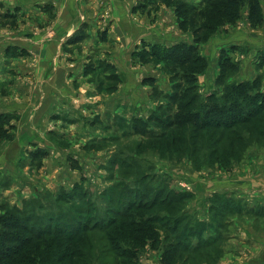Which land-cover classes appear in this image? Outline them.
Listing matches in <instances>:
<instances>
[{"label":"rangeland","instance_id":"374dc122","mask_svg":"<svg viewBox=\"0 0 264 264\" xmlns=\"http://www.w3.org/2000/svg\"><path fill=\"white\" fill-rule=\"evenodd\" d=\"M186 1L196 6L200 3V0ZM221 1L212 0V3L215 5ZM171 2L172 0H164V3L156 2L154 5L143 6L142 0H135L130 16L135 22L143 23L138 17L146 15L153 19L161 9L167 15V20L161 18V25L164 24L162 28L185 39H191L192 42L188 45L195 46L194 42L199 41L196 44L198 54L204 56L207 62L202 73L197 72L196 76V92L201 101L206 100L212 93L221 91V86L217 85L220 59L221 63H226L224 73L230 75L229 82H251L259 77L262 79L260 83L263 91L264 64H257L256 58L259 52L264 51V46H258L248 40L241 41L238 34L242 31L251 39L264 40V22L260 26L252 27L244 9L240 17L227 21L226 25L214 33L201 30L195 33L196 29L188 25L181 27L180 23L184 17L182 19L179 16ZM215 8L213 14L217 16L220 7ZM185 13V19L188 21L194 16V13ZM96 14L97 19L94 16L91 21L85 19L86 24H82L73 33L84 25L87 28L85 40L66 46L72 34L61 46L67 67L82 72L83 83L79 84V79H74L71 87L77 92L79 87L85 85L89 93L81 99H71L74 101L72 104L78 107L76 111L70 109L69 112L59 114L47 112L46 117L52 120L48 121L45 128L40 126L43 143L40 146L29 145L32 150L27 149L25 155L17 156L14 166L10 163L6 167L7 172H0V215L12 212V209L22 210L26 201L33 200L35 202L28 203L27 211L23 214L26 215L31 210L32 215L38 218L32 226L46 228L51 222L55 224V217L58 215L66 218L69 214L76 213L64 199L72 194L78 198L79 194L84 195L85 199L95 203L102 210L111 206L114 201V209H117L121 196L131 192L137 193L138 196L144 195L146 201H151L155 195L158 197L155 207L148 214H159V221L150 229L154 234L146 240L141 239L144 248L137 253L136 264H163L162 249L171 243L164 239L169 230L167 225L161 222L162 218L167 220V215L172 217V223H175L177 215L183 216V220L179 222L181 227L195 226L197 223L205 225L210 221L216 226L219 223L223 225L224 231L221 230V234L225 237L212 248L214 254L208 251V260L205 261L198 257L204 256L206 251L199 252L194 259L193 255H183L182 259L187 257L194 261L189 264H249L250 259L255 261L254 264H264V112L250 124L239 125L229 131L221 130V127L195 131L191 125L176 128L173 125L175 115L186 114L187 111L193 110V107L186 109L185 106L181 110L179 106L169 105L172 102L167 97L171 95L172 90L180 94L187 92L188 96L179 103L186 105L190 102L193 92L188 91V88L191 86L182 80L183 73L188 70L173 63L166 66L152 56L142 57L141 54L152 52L151 48L155 45L168 48L178 43L187 44L186 41H178L169 46L136 45L130 53L129 62L132 67L125 63L118 67L111 59L109 61L98 46L107 41L109 32L116 34L117 31L114 44L118 48H126V39L121 33L129 32L122 29L121 24L123 23L127 30L128 25L122 19L116 24L115 30H110L111 8L103 2H99ZM12 20L0 18V28L13 30L17 20ZM218 21L213 19L212 22L214 25L221 24ZM44 33L47 38L53 36L51 29H45ZM233 33L235 39L231 41ZM206 36L209 38L202 42ZM223 50L228 51L227 56L222 55ZM17 53V57H25L28 54L24 49H19ZM76 55L83 56L82 63L75 64ZM5 56L9 59L8 63L12 60L10 58H17L10 54ZM101 60L111 66L112 70L107 69L105 72L99 62ZM243 63L247 68H243ZM89 65L93 68L87 69ZM127 68L136 70L133 74L135 81L130 84L133 86L132 92L140 99L135 101L136 103H133L128 93L130 89L127 93L123 90ZM235 68L233 74L231 70ZM109 75H113L114 79H110ZM205 75H208V79ZM120 90L124 93L118 92ZM10 94L8 84L0 86V102L11 98ZM27 97L30 101L26 104L35 107L36 102L32 99L34 93L28 92ZM98 102L102 103V108H99ZM192 102L194 100H191ZM197 104L196 102L195 105ZM160 106L164 107L159 109ZM4 114L12 118L1 124L3 129H0V148L3 143L13 145L16 141L18 127L15 123H19L21 119L16 113H0ZM175 133L182 135L173 139ZM160 135L164 137L147 138ZM30 154L37 155L30 158ZM6 158L13 160L12 153H8ZM116 184L118 187L119 184L122 186L121 190L116 188ZM224 185H229L230 190H222ZM112 188H116L115 195ZM71 190L76 192L71 194ZM167 195L169 201L174 199L171 206L161 205ZM179 196L184 197L177 203ZM110 197L113 202H109ZM226 199L239 201L243 205L240 215L236 213V206H232L230 214H222L224 210H228L224 205ZM212 217L219 218L214 220ZM185 222L186 224H183ZM153 240L158 241L154 243L155 247L152 246ZM218 250L225 252L224 256H219ZM89 254L84 264H114V258L109 253L105 255L103 249L98 246H93ZM100 254L103 256H99ZM127 263L134 264L133 260Z\"/></svg>","mask_w":264,"mask_h":264},{"label":"trees","instance_id":"16d2710c","mask_svg":"<svg viewBox=\"0 0 264 264\" xmlns=\"http://www.w3.org/2000/svg\"><path fill=\"white\" fill-rule=\"evenodd\" d=\"M142 2L144 6L146 4L154 5L156 2L164 3V0H142ZM170 4L179 12L182 19L184 17L180 23L181 27L188 25L192 29H196L195 33L199 30L214 33L218 28L226 25L227 21L240 17V13L244 9L247 11V19L252 27L260 26L264 22V0H222L215 5L212 0H200L197 6L186 0H172ZM215 6L220 7L217 16L213 14L216 11ZM204 8L206 9L203 10ZM185 12L194 13V16L188 21L185 19V15H187ZM0 18L16 21L17 16L6 13ZM213 19L219 20L218 22L222 25H214ZM86 29L83 25L67 41L66 46H72L85 40ZM208 38L209 36H206L202 42H205ZM194 43L198 44L199 41L197 40ZM196 44L194 46L178 43L168 48L155 45L151 48L152 52L141 54L142 57L152 56V58L158 60L157 62H163L166 66L173 63L188 70L183 73L182 80L185 81V84L191 86L188 88V91L193 92L190 102L186 105L179 103L183 102L185 97L188 96L186 91V93L180 94L176 90H172L167 99L172 102L169 105L179 106L181 110L185 106L186 109L193 107V110L187 111L186 114L175 115L173 125L176 128L191 125L195 128V131L215 130L219 127H221V130L229 131V129L232 130L239 125L250 124L251 121L264 112V89L261 91L262 86L260 83L262 79L257 77L255 81L238 84L229 82L230 75L227 76L224 73L226 63H221L220 59L218 62L220 72L217 85L221 86V91L220 93H212L206 100L201 101L196 92V76L198 75L197 72L202 73L207 64H205V57L198 54ZM8 52L12 57L19 55L17 48L9 47ZM227 53V50H223L222 55L227 56ZM257 56V64H264V51L259 52ZM223 60L227 61L224 58ZM99 62L105 72L107 69L112 70V67L107 65L105 61L101 60ZM228 63L227 66L230 67ZM89 67L92 66L89 65L87 69ZM98 68L101 69L99 65ZM235 70L236 68L232 69L231 72L235 74ZM109 77L114 79L113 75H109ZM190 83H194V85L192 86ZM191 100H194V102L191 103ZM196 102L197 105H195ZM163 107L160 106L159 109ZM11 118L10 115H0V129L2 128L1 124ZM177 135L182 134L175 133L173 139H176ZM163 137L164 135L147 138L161 139ZM169 138L171 141L173 140L172 137ZM36 155L30 154V158H34ZM115 186L119 190L122 188L120 184L119 187L117 184ZM116 188H112L114 195L117 192ZM75 192V190H71V194ZM161 195H163V192H161ZM79 196L78 198L75 194H72L64 198L70 209L76 212L74 215L69 214L66 218L58 215L55 217V224L51 222L50 226L46 228L32 226L38 221V218L32 215L31 210L26 215L23 214L27 211L28 203L33 204L35 202L33 200V202L25 200L27 203L22 210L12 209V212H6L3 216L0 215V226L2 227L0 230V264H37V262L38 264H84L87 261V256H90L89 252L92 251L93 246L102 248L105 255L109 253L114 258V264H129L127 261L132 260L136 264L137 253L144 248L141 239L145 238L146 240L150 235H153L154 233L150 229L159 221L157 217L159 214L154 213V216L148 214L155 207L156 198L158 197L153 195L151 201H146L144 195L138 196L137 193L131 192L129 195L121 196L117 209H114L116 202L110 197L109 202L114 201L113 204L102 210L95 203L85 199L84 195L79 194ZM181 197L184 196H179L177 203L181 201ZM227 199L226 202L224 201V205L225 209L228 210H224L222 214H230L233 210L232 206H236L238 208L236 213L240 215V208L243 205L239 201L233 202ZM173 201L174 199L169 201V195H167L161 201V205L171 206ZM118 210H121V212ZM166 218L167 220L165 218L161 219V222L166 224L169 230H167L168 233H166L164 239L167 242L171 241V243H167L168 245L162 249L163 264L194 263L190 258L185 257L182 259V256L193 255L194 259L201 251H206L205 255L197 257L204 259L203 261L208 260L209 252H213V254L215 252L212 248L219 244L220 240L221 242L224 240L225 236L221 234V230L224 231V229L220 223L216 226L214 222L210 221L205 225L197 223L195 226L189 225L187 227V225H184L181 227L179 222L183 220V216L177 215L174 219L175 223H172L171 216L167 215ZM212 218L215 220L217 217ZM220 219L223 218L220 217ZM183 224H186V222ZM154 243H158V241L153 240V247H155ZM224 253L220 250L217 252L219 256H224ZM99 256H103V254Z\"/></svg>","mask_w":264,"mask_h":264},{"label":"crops","instance_id":"0c3cea01","mask_svg":"<svg viewBox=\"0 0 264 264\" xmlns=\"http://www.w3.org/2000/svg\"><path fill=\"white\" fill-rule=\"evenodd\" d=\"M99 2H103L111 8L112 28L110 30H115L116 24L122 19L128 25L127 30L123 23L121 24V28L129 32L121 33L126 39V48H118L114 44L117 31H115L116 34L109 32L107 41L98 46L109 61L111 59L118 67L122 63L132 67L129 62L130 53L136 45L137 47L141 44L169 46L178 41H186L187 44L192 42L191 39H185L161 27L164 25H161V18L164 21L167 20V15L161 9L153 19L143 15V17H138L143 23L135 22L130 16L135 0H0L1 16L9 12L17 16L16 28L13 30L0 28V69H2L0 71V86L8 84L9 92L11 91V98L0 102V113L10 112L21 116L19 123H15L18 127L16 141L13 145L1 144V173L7 172L8 164L11 163L12 167L14 166L18 159L17 156L25 155L27 149L32 150L29 145L40 146L43 143L40 126L45 128L48 121L52 120V118L46 117L47 112L52 111L59 114L69 112L70 109L76 111L78 107L72 104L74 101L71 99L77 97L76 100H78L89 93L85 85L79 87L77 92L71 87V82L74 79H79V84L83 83L82 72L67 67L61 46L64 40L82 24H86L85 19L91 21L93 16L97 19L96 9ZM45 29L52 30L51 38L45 36ZM121 34L119 35L121 36ZM246 34L239 31L238 39L264 46V40L251 39ZM233 36L234 33L231 35V41L235 39ZM215 39L221 41L219 38ZM9 47L17 48V51L24 49L28 54L25 57L13 56L17 58H10L12 60L8 63L9 59L7 60L5 55L9 53ZM212 53L214 54V51ZM82 60L83 56H75V64L82 63ZM29 64L33 66L31 67ZM245 64L247 65V61ZM245 64L243 63L244 69L247 68L244 67ZM247 70L249 71L250 68ZM135 71L127 68L122 84L125 93L130 89L128 93L134 101L133 103L140 101L132 92L133 86L130 85L133 80L135 81L133 75ZM204 77L208 79V75ZM123 90L118 92L124 93ZM28 92L34 93L32 99L36 102L35 107L26 104L30 101L27 97ZM99 108H102V103H99ZM8 153H12L13 160L9 161L6 158ZM229 187V185H224L222 190L227 188L225 191H229ZM250 263L254 264L255 261L250 259Z\"/></svg>","mask_w":264,"mask_h":264}]
</instances>
